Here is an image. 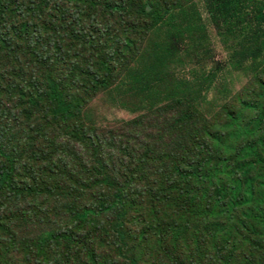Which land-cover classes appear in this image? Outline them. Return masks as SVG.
Returning a JSON list of instances; mask_svg holds the SVG:
<instances>
[{
    "label": "trees",
    "instance_id": "16d2710c",
    "mask_svg": "<svg viewBox=\"0 0 264 264\" xmlns=\"http://www.w3.org/2000/svg\"><path fill=\"white\" fill-rule=\"evenodd\" d=\"M53 9L91 22V43L86 34L80 43L94 49L85 66L77 67L64 44L59 57L40 60L39 48L62 36L42 19ZM213 34L224 58H216ZM0 55V68L14 62L20 70L12 95L0 86V133L18 141L23 157H47L46 166L54 169L63 164L57 156L75 157L86 175L79 179L61 171L74 197L69 203L49 191L57 186L22 179L20 160L11 162L12 154L0 145V209H20L13 218L0 217L7 258L19 253L21 264H84L85 243L103 231L109 248L118 251L117 262L130 240L146 239V229L134 239L125 230L127 217L143 214L151 228L165 224V234L157 229L158 264H264V141L257 138L264 132V0H0ZM235 77L245 82L234 93ZM98 90L110 95L113 107L140 114L125 122L126 129L150 119L153 124L142 128L137 141L128 137L113 144L119 130L95 119L90 106L88 94ZM167 110L174 114L171 126ZM219 117L232 124L214 123ZM231 125L238 143L228 138ZM128 151L146 162L168 157L164 173L144 186L136 183L146 164L124 166L121 157H132ZM220 156L244 161V190L238 181L228 187L235 177H220L227 167L215 175V168L205 175L190 171L195 157L219 162ZM194 193L201 194V214L219 228L206 229L205 236L195 232L202 252L189 257L184 250L197 235L188 231L198 222L185 216L181 199ZM78 195L88 196L82 208H74ZM148 200L153 204L146 211L139 205ZM218 203L229 215L212 216ZM53 206L66 211L60 221ZM102 252L98 245L91 251L92 264L108 263Z\"/></svg>",
    "mask_w": 264,
    "mask_h": 264
},
{
    "label": "rangeland",
    "instance_id": "374dc122",
    "mask_svg": "<svg viewBox=\"0 0 264 264\" xmlns=\"http://www.w3.org/2000/svg\"><path fill=\"white\" fill-rule=\"evenodd\" d=\"M20 4V2L17 3V6ZM60 7V6H57ZM46 10V11H45ZM43 11L48 13V8H44ZM43 20H45L47 23V27H53L54 29H61L62 36L61 38H56L54 45L48 48H44V46H41L39 48L40 52L42 53L41 61H49L50 55L58 56L60 55L58 51L59 44H64L65 48H68L69 54L71 56V59L76 60L77 67H82L87 64V59L90 56L94 55V49L91 47V40L93 38V31L91 29V22L89 23V19L86 15H80L78 18H75L71 15L70 11L65 10H59V9H53V13L51 15H48L47 18L43 17ZM210 31L214 32V29L210 28ZM88 35L90 39V43L88 45H85L82 47L80 45L81 41L85 39V35ZM92 35V36H91ZM82 38V39H81ZM214 46H215V55L216 58H224L226 56V52L224 51L223 47H221V44L219 43L218 39L215 37V35H212ZM51 39V38H49ZM48 39V40H49ZM95 50L97 51V46L95 47ZM4 55H0V59ZM14 62H8L6 65L2 68H0V86L2 88V91L6 93V95L11 94L15 91V88L12 86L15 82H19L20 79L17 77V72L19 68L17 65L13 64ZM245 80L241 78L240 80L235 77V84L236 87H234V93L241 88V84H243ZM248 81L246 80V83ZM73 85V84H72ZM88 96L90 97V106H93L94 112L96 113V117L100 123L104 124V126L119 130L120 137L118 140L114 141L113 144L120 145L121 141L127 139L128 137L132 138L133 141H137L138 139L136 137H139L141 135L142 128L150 127L153 124V121L145 120L144 125L141 126V128H133V129H126L123 127L125 125V122L132 120L139 116L138 113L130 112L126 109H120L115 108L112 105H110V95L107 96L105 92H102L98 90V94H92L89 93ZM214 94H211V97H213ZM223 101H221L222 103ZM248 110V108L246 109ZM81 111V109L77 110ZM163 113L166 114V119L168 120V126H171L173 124V117L174 114L171 110L164 111ZM212 113L208 112V115H211ZM263 124H264V120ZM214 123H217L219 125H225V124H232L230 121L228 122L224 117H219L217 120L214 121ZM203 130V128H202ZM234 131V126L231 125V130L228 131V138L229 136H235L231 134ZM56 137L58 138L61 134V132H56ZM263 134L257 135V138L264 141V137H262ZM31 136V135H30ZM178 137V133L174 130V133L172 135V141L173 144L175 143L176 138ZM233 143H238L237 137H233ZM28 139L32 140L34 142V137H28ZM0 145L3 146L4 149H6L12 156H10L11 162H19L20 165L18 166L19 175L22 179L28 180L33 185L38 186L41 184L53 185L57 186L58 190L53 192L52 189L49 191L52 192L54 196L61 199H68L69 203H73L74 197L71 195L69 191V185L67 182H65L64 179L60 177L61 171H63L64 174L72 175L74 178L79 179H85V171L82 170L81 164L82 161H78L75 159V157H62L57 156L56 160L63 162L62 165L59 164V167H56L55 169L52 167L46 166V158L47 157H23L21 146H19L18 141H14L12 138H8L4 132L0 133ZM45 147V146H44ZM126 149V146L124 147ZM190 149L186 148L185 153H189ZM130 153V156L132 157H121L124 166L132 167V166H138V165H144V167L141 168L140 172L136 176V183L143 185L146 181H153L154 177L158 173H164L165 165L167 163L168 157H155V161L146 162L142 161L141 157L135 156L131 153V151H128ZM15 155V156H14ZM49 157H51L50 154H48ZM197 157V156H196ZM195 159L191 161L192 167L190 171L195 172H202V175H205L208 170L214 169V175L222 168V167H241L244 163V161L240 160V156H227V159L224 162H218V161H207L202 159ZM6 161V159H5ZM59 177L58 181H55L54 179ZM140 180L143 182L140 183ZM39 182V183H37ZM230 188L235 187V183L232 182L229 184ZM200 197V201L202 200L200 193H194L190 194L181 201L185 205V216L187 218H190L192 220L193 218H196L198 224L195 226V224H191L189 231L190 233H194L197 235L194 240H192V243L189 244L188 248H185L184 252L188 253V256L191 257L192 253L195 252H202V250H196L197 246L200 243V239L198 238V234L195 232L202 231L204 236L205 230H210L211 228H216L217 223L213 224L211 223L209 215L201 214L202 210L199 209L200 202L196 201V198ZM213 196V195H212ZM1 197V196H0ZM79 197V195H78ZM87 197L80 198L76 202L75 207H84V202L87 201ZM44 197H40V200L43 202ZM53 199V198H52ZM34 206L41 207V203L38 204L37 201L34 202ZM153 204L151 201H143L139 206L144 208L146 211H148L146 208ZM18 206L13 207L10 209L9 207H4L0 209V217L1 218H13L14 214L17 213L20 209H18ZM59 206V205H58ZM53 206V212L55 213L56 218L60 221L62 216L59 213L66 212L64 208ZM219 208H215L213 211L215 215L212 216H218L217 214H223V212H226L225 215H229V212L227 211V207H223L218 203ZM49 212V211H48ZM141 218L135 219V218H129L130 221L127 222L125 230L128 231L131 234V237L134 239V235L138 234L139 231H144L147 236L146 239L144 236H137L134 240H130L128 245L124 248V250L121 251V257L120 260L117 262L114 261V258L118 255V251L114 250V248H109V238L104 237V232L100 231L95 234L92 241L87 240L85 243V250L82 253L84 264H92V255L91 251L98 245L99 247V253L101 251H106L108 255V263L107 264H129L130 262L137 261L141 262V264H158V262L155 260V255L157 252V242L160 239L161 233L158 232L157 229L163 230L165 228V224H158L154 222L155 227L151 228L150 221L147 216H144L143 214H139ZM227 217V216H226ZM54 220H56L54 218ZM165 220V219H163ZM142 221L144 223H142ZM167 221V220H166ZM226 222V221H225ZM214 225V227H213ZM23 231H27L25 227L22 229ZM163 233L165 234V231L163 230ZM27 237V236H26ZM114 241V239H112ZM114 245V243H113ZM113 250V251H111ZM106 252H102V254H106ZM112 252V253H109ZM19 253H16L14 255H10L9 258L4 253L3 246L0 240V264H21L24 257L19 256ZM179 255L175 254L174 259L177 258ZM159 259V258H158ZM162 263V262H161ZM162 264H169V261L163 260Z\"/></svg>",
    "mask_w": 264,
    "mask_h": 264
},
{
    "label": "clouds",
    "instance_id": "9594fccd",
    "mask_svg": "<svg viewBox=\"0 0 264 264\" xmlns=\"http://www.w3.org/2000/svg\"><path fill=\"white\" fill-rule=\"evenodd\" d=\"M227 159V156H220L219 157V162H224ZM228 170V172H225ZM238 170V171H237ZM245 174L242 173L241 167H227L224 172L220 174V177H235L232 182L236 183L238 181L244 190V186L246 185V177L244 176ZM230 182V184L232 183ZM220 194V193H219Z\"/></svg>",
    "mask_w": 264,
    "mask_h": 264
}]
</instances>
